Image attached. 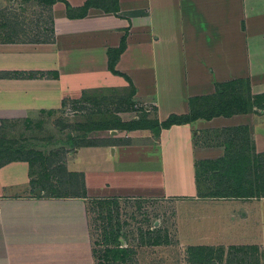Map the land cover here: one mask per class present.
Returning a JSON list of instances; mask_svg holds the SVG:
<instances>
[{"label": "crops", "instance_id": "1", "mask_svg": "<svg viewBox=\"0 0 264 264\" xmlns=\"http://www.w3.org/2000/svg\"><path fill=\"white\" fill-rule=\"evenodd\" d=\"M87 1L0 0V128L98 94L116 96L110 102L121 104V122L189 115L205 101L192 106L191 100L212 96L218 84L237 82L252 101L264 94V0H118L117 12L90 7L84 17L68 16L67 2L77 9ZM124 37L115 62L121 75L110 61ZM233 127L246 128L240 143L264 157V109L254 105L160 134L151 128L89 132L90 143L75 146L65 161L68 171L83 174L78 196L50 194L26 160L0 166V264H96L94 204L126 199L173 204L182 245H256L264 255L263 235L227 234L228 224L247 227L264 197L203 196L209 182L200 187L196 180V164L225 157V129ZM192 179L191 193H176L184 183L191 188ZM182 203L200 209L179 212ZM183 222L199 233L182 236Z\"/></svg>", "mask_w": 264, "mask_h": 264}, {"label": "rangeland", "instance_id": "2", "mask_svg": "<svg viewBox=\"0 0 264 264\" xmlns=\"http://www.w3.org/2000/svg\"><path fill=\"white\" fill-rule=\"evenodd\" d=\"M19 6L20 2H14L12 8L15 13L21 12ZM35 11L36 14L42 12L38 8ZM49 14L46 10L45 17H43L46 19L47 27L50 24ZM98 95L100 97H85L80 102L70 103L57 113L41 115L25 124L20 122L2 126L0 128V140L12 152H19L18 154L24 157L35 158L37 161L32 163V168L36 177L39 180L43 179L44 184L56 186L61 191L63 179L58 176L62 172L61 166H64L66 158L74 150L76 144L81 143L84 137L89 135L84 129H81V126L98 121L105 122L109 126H115L121 121L120 117L116 115L121 104L110 102V97L116 96ZM139 119L147 118L141 116ZM38 153L43 156L40 157ZM72 180L73 178H70L69 175L65 176L64 189L72 191L73 188H77ZM184 185L185 183L177 189L176 193H191L193 179L191 188H182ZM204 186L207 185L204 184ZM172 205L170 203L164 204L160 200L155 203L130 199L121 200L118 203H98L96 201L94 204V207L97 208L94 222V237L97 240L95 244L96 264H112L103 259L104 250L108 246L105 238L110 236L109 230L119 234L121 238L126 240L125 244L128 248H132L136 252H132L131 257L128 258V264H193L190 261L192 253L189 246L182 245L178 239L177 210ZM257 207L250 214V223L247 227L244 225L233 226V224H228L229 221H226L233 228L227 232V234L232 233L229 237H241L246 233L252 234L254 237L264 236V214L261 213L264 204L262 207L260 205ZM195 208V203L194 207L193 205L186 207L184 203L177 206L179 212H190L194 211ZM221 227L224 228V225ZM181 231L182 236L186 238L199 233L198 229L193 230L186 223L181 226ZM249 247L253 246H243L239 250L233 246H214L203 251V253L211 254V264H264V255L260 252L261 250L255 251ZM258 248L261 249L262 247L259 246ZM114 264H122V262L119 261Z\"/></svg>", "mask_w": 264, "mask_h": 264}, {"label": "trees", "instance_id": "3", "mask_svg": "<svg viewBox=\"0 0 264 264\" xmlns=\"http://www.w3.org/2000/svg\"><path fill=\"white\" fill-rule=\"evenodd\" d=\"M47 6H52L58 0H40ZM118 0H88L81 8H73L68 2L67 14L69 17H84L90 7H101L108 11H118ZM48 36V34H47ZM49 37L44 38L46 41ZM39 41V40H38ZM126 46L125 37L122 39L121 45L113 52L112 60L110 61V69L116 74L121 72L115 70V62L120 53ZM237 82L230 84H218L216 93L212 96L204 98L192 99L190 103L192 106L197 105L199 100H205L199 103L200 108H192V113L189 115H172L164 122H160L156 119H133L129 122H118L115 126H109L105 122H90V124L82 125L81 129H84L86 133L93 130L103 129H137V128H151L155 134H160L163 128H169L174 124H184L191 122L199 117L210 118L213 115L223 114L230 116L234 113L247 112L255 105L258 108L264 109V94L255 96L252 101L250 93L244 92L242 87L238 86ZM242 86V85H241ZM247 96V97H246ZM247 129L243 127L226 128L225 135L227 136V150L225 157L216 161H203L196 164V180L198 186L204 184V181L209 182V187L205 186L201 190L203 196L218 197V198H261L264 197V157L255 153L254 149L242 146L240 141L245 142L246 136L243 135ZM84 137V140L76 146L88 145L90 141ZM93 143V142H91ZM19 152H12L9 147L0 140V166L12 161L26 160L33 165L35 158L24 157L18 154ZM40 157L43 155L38 153ZM61 166L60 174L61 179H65V176L69 175L73 178V184L75 183L76 189L72 191L64 189L63 181H61L62 190L60 191L56 186L51 184H44V180H39L40 184L53 196H78L84 193V179L83 174L77 172L68 171L66 164ZM63 169V170H62ZM66 173V175H65ZM66 179H68L66 177ZM49 179L47 178V181ZM78 184V185H77ZM204 186V185H203ZM106 202V201H101ZM110 236L107 238V243H113V246H107L104 250V260L112 264L122 262V264H128V258L132 255V248L121 247L119 234H115L114 231L108 232ZM111 237V238H110ZM159 243V242H157ZM249 247L252 250L258 251L260 248L256 245ZM239 250L243 246H233ZM209 246H189L191 251L190 261L193 264H211V254H204L203 251L209 250ZM199 251V252H198ZM262 254L263 252L260 251ZM96 253V251H95Z\"/></svg>", "mask_w": 264, "mask_h": 264}, {"label": "water", "instance_id": "4", "mask_svg": "<svg viewBox=\"0 0 264 264\" xmlns=\"http://www.w3.org/2000/svg\"><path fill=\"white\" fill-rule=\"evenodd\" d=\"M38 192L40 193V192H41V190H40V189H38Z\"/></svg>", "mask_w": 264, "mask_h": 264}]
</instances>
